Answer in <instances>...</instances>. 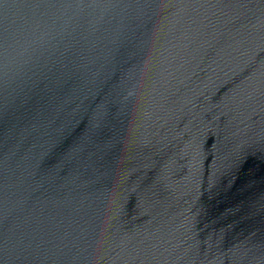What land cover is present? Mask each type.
<instances>
[{
  "label": "water",
  "instance_id": "95a60500",
  "mask_svg": "<svg viewBox=\"0 0 264 264\" xmlns=\"http://www.w3.org/2000/svg\"><path fill=\"white\" fill-rule=\"evenodd\" d=\"M0 264H264V0H0Z\"/></svg>",
  "mask_w": 264,
  "mask_h": 264
}]
</instances>
